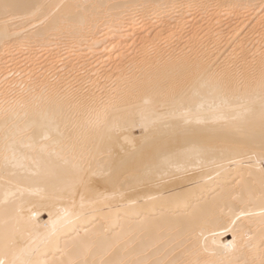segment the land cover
<instances>
[{"label":"bare ground","instance_id":"6f19581e","mask_svg":"<svg viewBox=\"0 0 264 264\" xmlns=\"http://www.w3.org/2000/svg\"><path fill=\"white\" fill-rule=\"evenodd\" d=\"M0 264H264V0H0Z\"/></svg>","mask_w":264,"mask_h":264}]
</instances>
